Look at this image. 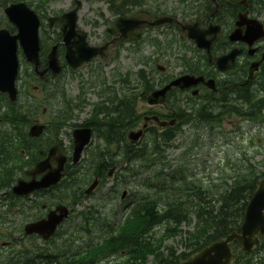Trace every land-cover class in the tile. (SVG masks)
Segmentation results:
<instances>
[{
	"label": "trees",
	"instance_id": "16d2710c",
	"mask_svg": "<svg viewBox=\"0 0 264 264\" xmlns=\"http://www.w3.org/2000/svg\"><path fill=\"white\" fill-rule=\"evenodd\" d=\"M0 1L4 3L12 0ZM138 2H141V0H138ZM194 68L195 72H203V66L202 68L199 66H195ZM260 84L263 86L264 90V75L261 78ZM240 91L242 90L240 89ZM240 91L235 94L237 97H241L246 101L248 105L246 113L250 116L255 115L259 117L264 108V95L262 98L251 101L253 94L250 89L242 93H240ZM227 93L230 95V98H232L233 93ZM115 102V99L110 98V106H108V108L104 107V110L101 111L106 115L98 121H93L91 124L96 125V130L101 135L100 137L105 140L106 146L115 144L120 147L119 144L125 137V129L134 126L138 117H134V100L133 102L124 101V105H122V103L115 105ZM222 106H224V104H222ZM201 109H199V107L195 108V111L189 116L193 117L195 114V119L210 120L209 118L212 117L213 113L211 114L207 110ZM228 110L229 112L234 111L239 114L243 113L235 106H231ZM114 111L116 112L115 114ZM224 112L225 111H220L219 114H213V117L220 120L221 118L219 116ZM14 116L17 117L19 115L15 114ZM29 120L30 116H25L24 120L13 122L14 127L17 129L19 123H25ZM22 137V134L19 133L16 136L18 141L11 138H9L10 140H0V190L10 187L18 169L30 163V161H32L31 157L34 155V149L44 144L42 140L37 141V143H30V149H28L30 161H28L24 159V156L18 148L20 144L27 149L25 142L21 139ZM171 139V134L165 138L166 142H169ZM158 147L159 144L156 139L150 140L149 143L145 144L141 149H136V153L132 150L124 151L121 154V162L126 160L129 163L135 161L136 158H143L148 154L154 153ZM112 154L113 153L109 150H104V152L100 151L94 156L95 161L93 165L95 166V172L98 173L101 179L105 178L106 169L115 163ZM70 177H73L71 173L69 174V179H66L61 185L49 191L44 190L42 197L49 198L50 201L54 202L56 200H65V198L67 199L68 196H71L74 201L79 195L78 185L71 187L68 183ZM174 177L173 175L170 176L171 180L169 184L162 182L159 189L160 194L149 198L145 203L138 206V208L133 211V217L127 222L124 229L119 231L118 228L115 227L112 235L105 240L101 247L95 248L93 246L88 247L86 250L82 248L80 251L72 253L70 257H65L63 262L57 258L55 259L54 256L46 255L45 259L40 264H72V261H75L77 264H98L105 255L115 253L116 251H126L127 256H131L134 260H137L143 254L149 255L154 253L155 259L158 260L159 264H178L177 255L174 256L173 252H171L173 254L163 257L159 250L155 249L159 239L152 236L153 234L151 235V230L154 226L162 223L176 226L182 223L190 224L192 217L195 215L196 228L194 231L188 232V241L190 243H187L186 247L188 245H193L191 249L197 250L199 247L239 227V222L244 213L243 210L246 204V198L250 197L255 189L254 185L258 175L254 174L252 170L238 173L232 183L227 185L225 189H221L223 186H219V191L213 187L204 189L201 185H192L183 177L177 178L178 183L176 184V179H174ZM54 190L61 192L62 197H57L56 200L51 198L48 192ZM185 255L186 254H182V256Z\"/></svg>",
	"mask_w": 264,
	"mask_h": 264
},
{
	"label": "rangeland",
	"instance_id": "374dc122",
	"mask_svg": "<svg viewBox=\"0 0 264 264\" xmlns=\"http://www.w3.org/2000/svg\"><path fill=\"white\" fill-rule=\"evenodd\" d=\"M147 7L151 9H155V7L160 6L161 10H166L169 12H175L178 15L181 12V8L185 6V4L182 2V0H147ZM71 3V0H59L58 2L52 3L48 6L50 10L59 11V9H66L69 7ZM107 7L105 3L102 2H94V3H86L83 4V10L81 12V19L87 20L88 22L85 24V28L90 31V42L94 45L100 44L103 42V32L105 31V28L107 26H104L101 21H99L97 25H95L98 19V16L96 12L100 11L99 9H102L103 14L105 16L109 15V12L107 10ZM157 33H151L150 35L154 37ZM147 34L145 33L143 37H145ZM164 33H161L159 37L164 38ZM127 48V47H125ZM125 48L121 49V54L119 59L110 62L108 67H105L104 73L106 76L110 78V80H115L114 83L116 86H120L122 84V81L119 80L123 78V74L126 71H137L139 69H150V66H152V63H149V65L143 64L140 60L141 54H137L134 52H128ZM142 55L144 56H150L151 58L159 57L160 59L157 61V63H161L168 66L167 73H178L179 71L183 70V66L177 61L174 60L175 57H178L180 55V52L182 51L179 46L174 45V47L167 51L165 55L159 54L157 51H154V48L145 43L142 48ZM193 53V52H192ZM169 65H168V62ZM155 63V65H157ZM154 65V66H155ZM90 66H85V68L79 70L82 74V77L85 81L89 80V73L90 70H92ZM114 74V75H113ZM115 76L113 78V76ZM120 75V76H119ZM82 77L77 76L75 74L74 77H70L68 73H65L63 78V83L65 90L67 92V98H71L72 100H75L76 96L80 94L81 92V86H80V79ZM119 79V80H118ZM90 85L86 86L85 88V103L83 104L79 109L75 108L73 111L74 117L72 118V123H82L84 120H86L91 115V110L94 107V104L98 102V96L97 93L93 91V89H89ZM41 94V93H40ZM148 107L147 103L143 102L140 103V110H146ZM47 116L49 114L48 111L45 113ZM234 120H237L234 118ZM204 129H198V130H192L189 125L183 126L182 128V135H179L174 144V147H171L167 151V156L169 159L173 162L179 161V158L181 157L179 154L180 152H183L184 150H188V156L187 160L190 162L191 166L194 167V170L199 173V176L206 175L207 176H216L220 175L222 170L221 160H227L231 159L232 161H237L239 158H242L243 156L249 160L250 162H254L257 164L262 158H264V127L261 126V124L257 122H248V121H236L235 124H230L228 120L223 125V128H219L217 132L213 135H209ZM67 131H70V128H66ZM223 134H228L227 136H224ZM195 136H198V139L196 140L195 144L192 147V141L194 140ZM64 138V144L70 145L71 143V137L68 136L66 133L62 135ZM184 139L187 142H183ZM204 168V171H203ZM129 184L124 186L122 183L114 184V180L110 179L106 181V184L102 186V188L95 193L93 197H91L88 200H83L79 204L78 210H85L89 207H94L97 209V212H95V215L97 216L100 214L102 217H107L108 221H119L123 216V203H121L120 200V194L123 190H127V193L130 192V190L137 191L141 186L142 175H137L136 177H130ZM116 185V190L110 191V187ZM81 218H75L68 223L65 224V228L67 227L68 234L71 232L70 228L75 226V223L80 222ZM75 230H78L77 233L74 232L73 238H74V245H79L81 242H85L89 239L88 236H86V233L79 232V229L77 226L74 227ZM157 229L160 230V227ZM191 229V227L185 226L184 230ZM57 239L56 246L62 245L64 242V239ZM91 238H93L94 241H98L100 236L98 232H95L91 235ZM22 243L25 244L28 248L30 246H35V243L39 245H44L43 241L41 239L29 240V239H23ZM168 245H173L176 247L179 252H181L183 247L180 245L179 238L175 239H169L165 242ZM55 245H45V250L49 249L53 251V247ZM5 248H2L4 250ZM151 264V263H149ZM153 264V263H152Z\"/></svg>",
	"mask_w": 264,
	"mask_h": 264
},
{
	"label": "water",
	"instance_id": "95a60500",
	"mask_svg": "<svg viewBox=\"0 0 264 264\" xmlns=\"http://www.w3.org/2000/svg\"><path fill=\"white\" fill-rule=\"evenodd\" d=\"M6 10L10 20L17 24L19 28V34L12 37L10 33L7 32V30L0 31V90L9 92L11 98L14 99L16 94V92H14V79L18 70L16 41L17 39H20L25 55L36 64L38 69L39 60L37 53L39 44L37 39V27L39 25V21L33 16V14L25 9V7H22L21 4H12V6ZM139 17L140 16H132L129 19L120 18L118 20L117 28L120 29L122 38L130 39L131 36L138 37V33H132L134 27L140 28V26H142L144 23L154 26L164 24L165 22H172L171 17L168 16H154L149 21L144 19L140 20ZM250 21H252L254 24L251 25ZM177 23L179 26H181L184 36L194 39L199 47L210 49L213 41L205 37V32L203 30L200 31L197 27L187 25L180 21H177ZM238 24L239 28L231 35L233 40L242 39L251 44L254 40L264 36V31L262 30L261 25L256 23L254 20H246L245 17H243V19L239 20ZM243 25H247L248 27L245 33L246 35H241V27ZM62 31H64V41L68 49V61L72 66L76 67L77 65H81L95 56V52L93 51L94 48L90 47L85 41L86 32L79 33L76 31L73 21L71 24L65 22V24H63ZM49 55V67H51L55 72L59 71L60 66H58L56 50L54 49ZM235 55L236 53L231 55V58H233ZM217 64L221 69H226L229 67V64H225L222 60H219ZM180 80V83L175 82V84L182 83V85L190 86L191 84L197 83L202 79L194 78L193 76H185ZM207 84L209 86H213L212 81L207 82ZM160 93L161 92H157L154 97H157ZM151 101L156 102L157 100L152 98ZM89 134V129L76 130L74 133V136H76V152L74 154L76 158L82 150V146L88 142L90 137ZM58 162L59 166L54 168V170H50L40 182L31 181V183L20 184V186L16 188V191L18 193H28L35 187L49 185V183L55 182V180L60 177L59 171L63 165V160L61 157L58 159ZM46 167V163H42V165L39 166L33 173L35 174L42 172ZM59 209L61 211L60 215L55 214V212L50 213L47 220L28 225L26 227L27 232L32 233L33 231H36L43 233L44 236H48L57 225V222L60 221V218L65 216L67 213L65 208L59 207ZM245 211L246 214L243 221L242 235H238L233 232L220 242H215L209 247H205V249L199 253L188 258L187 261H182L181 264H231V262L234 260V257H236V253L232 254L227 244L228 242L233 241L234 238L239 241L243 251L252 249L254 247L253 245L257 244V233L259 232L264 234V186L260 185V188L255 192L253 201Z\"/></svg>",
	"mask_w": 264,
	"mask_h": 264
}]
</instances>
